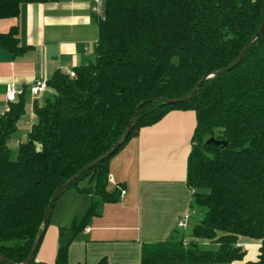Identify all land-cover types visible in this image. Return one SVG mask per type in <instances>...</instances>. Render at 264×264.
I'll list each match as a JSON object with an SVG mask.
<instances>
[{
	"label": "trees",
	"instance_id": "trees-1",
	"mask_svg": "<svg viewBox=\"0 0 264 264\" xmlns=\"http://www.w3.org/2000/svg\"><path fill=\"white\" fill-rule=\"evenodd\" d=\"M56 1L0 0V20L16 19L22 5ZM263 11L264 0H105L94 60L74 68L73 78L57 72L47 81L52 99L34 106L36 123L14 160L7 142L24 115L23 96L0 115V255L13 264L27 261L55 192L112 149L138 105L184 99L211 76L185 103L140 108L116 152L170 111L195 113L186 174L192 206L202 214L188 234L194 241L143 245L139 264L242 261L241 237L260 244L257 261L245 264H264V31L236 68L217 74L252 40ZM0 49L12 57L23 52L14 29L0 34ZM209 138L225 146L207 145ZM112 157L70 188L117 201L120 191L107 190ZM84 180L92 185L78 188ZM94 214L92 204L80 221L59 228L54 264H69L68 247ZM197 241L215 248L202 251Z\"/></svg>",
	"mask_w": 264,
	"mask_h": 264
},
{
	"label": "crops",
	"instance_id": "crops-1",
	"mask_svg": "<svg viewBox=\"0 0 264 264\" xmlns=\"http://www.w3.org/2000/svg\"><path fill=\"white\" fill-rule=\"evenodd\" d=\"M105 0H57L54 3L22 5L16 19H1L0 34L14 29L23 52L12 57L0 49V115L9 104L4 99L5 87L14 84L24 91V115L7 146L10 158L16 146L26 141L25 130L35 118L29 105L37 98L30 95L35 80L49 81L57 72L68 73L94 60L98 39V19L103 17ZM25 98L27 101L25 102ZM33 102V103H31ZM30 117L28 124L24 116ZM22 131L18 132V128ZM196 128L193 111H170L156 124L141 128L108 163L107 190H124L112 203L66 190L56 201L49 223L35 255L37 264H54L59 228L78 222L94 204V216L68 247L69 264H139L141 248L179 237L177 222L189 216L187 229L202 219L192 216V193L186 185L187 159ZM88 180L78 188L91 186ZM192 223V227H191ZM190 241H194L189 239ZM196 242V241H195ZM203 251L215 247L197 241ZM244 251L242 261L255 262L259 242L239 238Z\"/></svg>",
	"mask_w": 264,
	"mask_h": 264
},
{
	"label": "water",
	"instance_id": "water-1",
	"mask_svg": "<svg viewBox=\"0 0 264 264\" xmlns=\"http://www.w3.org/2000/svg\"><path fill=\"white\" fill-rule=\"evenodd\" d=\"M264 31V11H263V15H262V19L259 25V28L257 30V32L255 33V35L253 36L252 40L246 45V47L241 51V53L239 54V56L237 57V59L231 64L229 65L227 68H224L222 70H220L217 74H224L226 72H229L231 70H233L234 68H236L243 60V58L245 57V55L247 54V52L249 51V49L251 48V44L257 40L259 38V36L262 34V32ZM211 76H205L196 86V88L184 99H180V100H175V101H167V100H158V99H152L146 102L141 103L140 105H138V107L136 108V113L134 114V116L131 118L129 126L127 127V129L125 130L122 138L112 147V149L105 154L104 156L96 159L95 161H93L91 164H89L86 168H84L81 172H79L78 174H76L73 178H71L66 184H64L62 187H60L55 194L53 195V197L51 198L48 207L46 209L44 218H43V223H42V227H41V231L33 245V248L29 254V257L27 259V261L24 264H29L30 261H32L35 258V255L37 253L39 244L43 238V235L45 233L46 227L49 223L50 220V216L52 213V210L54 208V205L56 203V201L60 198V196L66 191L68 190L75 181H77L85 172L92 170L96 165H98L99 163L103 162L104 160L109 159L110 157H112L113 155L116 154V152L120 149V147L126 142L127 138L129 137V134L131 133V131L133 130V126L135 123V119L137 117V112L140 108H142L143 106H145L147 103H152V102H162V104L164 105H174V104H180V103H185L186 101L190 100L194 93L196 92V89L208 78H210ZM207 145H212L215 147H224L225 143L223 142H219L217 140H215L214 138H209L206 141ZM0 262L3 264H13L11 262H9L8 260H6L5 258H3L0 255Z\"/></svg>",
	"mask_w": 264,
	"mask_h": 264
},
{
	"label": "built area",
	"instance_id": "built-area-1",
	"mask_svg": "<svg viewBox=\"0 0 264 264\" xmlns=\"http://www.w3.org/2000/svg\"><path fill=\"white\" fill-rule=\"evenodd\" d=\"M72 1H80V0H72ZM68 75L71 78H73L74 72L69 71ZM47 90H48L47 81L44 79H38L32 83V85L30 87V95L33 98H37V97L41 96L43 93H45ZM23 95H24V91L22 89L18 88L17 86H15L14 84H8L5 87L4 99L8 104L16 103L18 101V99L20 97H22ZM119 191H120V195L123 196L125 193L124 190L119 189ZM188 220H189V216L182 217L177 222V225H176L177 228L180 230H186Z\"/></svg>",
	"mask_w": 264,
	"mask_h": 264
},
{
	"label": "rangeland",
	"instance_id": "rangeland-1",
	"mask_svg": "<svg viewBox=\"0 0 264 264\" xmlns=\"http://www.w3.org/2000/svg\"><path fill=\"white\" fill-rule=\"evenodd\" d=\"M51 99H52V91H51V90H48L47 93H46L43 97L38 98V99L36 100V106H37L38 108H43V107L46 105L47 101H49V100H51ZM26 101H27V99L25 98V102H26ZM31 103H33V102H31ZM29 109L32 111V115H33V117L35 118L34 123L31 124V126H32V125H34V124L36 123V116H35V114H34V107H33L32 104L29 105ZM25 112H26V110H25ZM27 116H28V115L26 114V116H24L23 119H25V121H26L27 124H28V120H29L30 117H27ZM31 126H28L27 129L25 130L26 139H27V134L29 133ZM20 131H22V128L19 127V128H18V132H20ZM13 155H14V153H12V157H11L12 160H14V159L16 158V155H17V146H16V153H15V156H13ZM197 210H198V209L195 208L194 211L192 212V216H193V217L196 216L195 213L198 214ZM191 227H192V223H191ZM183 231H185V232H181V233H180V236H179L178 238L183 239V243H184V245H189V243H190L191 241L188 239V234L190 233L191 229H186V230H183ZM199 249L203 251V249H205V248L200 247Z\"/></svg>",
	"mask_w": 264,
	"mask_h": 264
}]
</instances>
